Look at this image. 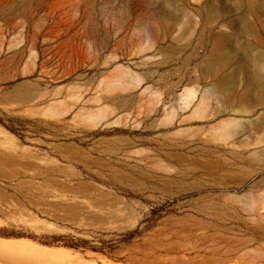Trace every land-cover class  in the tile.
Segmentation results:
<instances>
[{
	"label": "rangeland",
	"instance_id": "rangeland-1",
	"mask_svg": "<svg viewBox=\"0 0 264 264\" xmlns=\"http://www.w3.org/2000/svg\"><path fill=\"white\" fill-rule=\"evenodd\" d=\"M0 264H264V0H0Z\"/></svg>",
	"mask_w": 264,
	"mask_h": 264
},
{
	"label": "trees",
	"instance_id": "trees-1",
	"mask_svg": "<svg viewBox=\"0 0 264 264\" xmlns=\"http://www.w3.org/2000/svg\"><path fill=\"white\" fill-rule=\"evenodd\" d=\"M63 237H55L54 239L55 240H60V239H62ZM83 243V242H82ZM82 243L81 242H74V243H72V244H68V246H70V247H72V248H80V247H82L81 245H82Z\"/></svg>",
	"mask_w": 264,
	"mask_h": 264
},
{
	"label": "bare ground",
	"instance_id": "bare-ground-1",
	"mask_svg": "<svg viewBox=\"0 0 264 264\" xmlns=\"http://www.w3.org/2000/svg\"><path fill=\"white\" fill-rule=\"evenodd\" d=\"M191 98H192V92H189V93L186 95L185 99H184V100H185V103H186V104H189Z\"/></svg>",
	"mask_w": 264,
	"mask_h": 264
}]
</instances>
